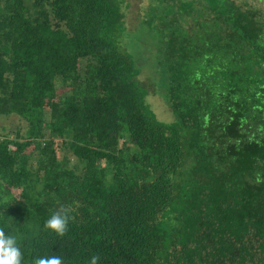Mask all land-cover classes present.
Returning <instances> with one entry per match:
<instances>
[{
    "label": "trees",
    "instance_id": "obj_1",
    "mask_svg": "<svg viewBox=\"0 0 264 264\" xmlns=\"http://www.w3.org/2000/svg\"><path fill=\"white\" fill-rule=\"evenodd\" d=\"M122 1L0 0V115L26 121L0 135V227L22 264H264V14L159 10L164 121ZM58 202L63 237L44 227Z\"/></svg>",
    "mask_w": 264,
    "mask_h": 264
},
{
    "label": "rangeland",
    "instance_id": "obj_2",
    "mask_svg": "<svg viewBox=\"0 0 264 264\" xmlns=\"http://www.w3.org/2000/svg\"><path fill=\"white\" fill-rule=\"evenodd\" d=\"M189 0H123L121 7L124 11V18L129 35L127 41L135 46L129 47L141 68L138 75L140 82L148 89L146 101L155 111L157 117L164 121L173 119V113L162 95L163 89L159 86L158 66L155 62L154 52L156 50L155 42L160 35L161 30L165 29L166 23H161L159 15L162 12L169 14L172 18L175 12V5H186ZM243 7L257 8L264 14V0H234ZM195 5L197 3H194ZM161 7V8H160ZM160 10V11H159ZM156 12V16L152 17ZM180 19L190 20L187 15H178ZM148 19V20H146ZM151 22H150V20ZM166 20V19H165ZM150 23V24H149ZM130 44V46H131ZM26 121L22 120L16 113L0 115V135H14L17 128L23 130ZM59 151V155H61ZM73 160V158H71ZM72 162V161H71Z\"/></svg>",
    "mask_w": 264,
    "mask_h": 264
},
{
    "label": "clouds",
    "instance_id": "obj_3",
    "mask_svg": "<svg viewBox=\"0 0 264 264\" xmlns=\"http://www.w3.org/2000/svg\"><path fill=\"white\" fill-rule=\"evenodd\" d=\"M264 41V34L258 43ZM72 205L58 202V207L52 212L45 222L44 227L63 237L69 230V222L74 220ZM23 254L18 239L15 235H7L4 228L0 227V264H22ZM100 256L93 255L87 264H99ZM33 264H64L60 256H44L34 259Z\"/></svg>",
    "mask_w": 264,
    "mask_h": 264
}]
</instances>
